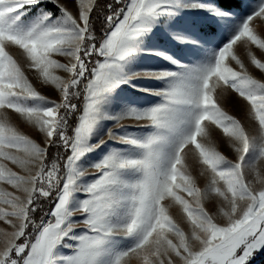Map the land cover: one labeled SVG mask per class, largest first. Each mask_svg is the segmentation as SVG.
I'll list each match as a JSON object with an SVG mask.
<instances>
[{
	"label": "snow or ice",
	"instance_id": "obj_1",
	"mask_svg": "<svg viewBox=\"0 0 264 264\" xmlns=\"http://www.w3.org/2000/svg\"><path fill=\"white\" fill-rule=\"evenodd\" d=\"M0 222V264H264V0H0Z\"/></svg>",
	"mask_w": 264,
	"mask_h": 264
},
{
	"label": "rangeland",
	"instance_id": "obj_2",
	"mask_svg": "<svg viewBox=\"0 0 264 264\" xmlns=\"http://www.w3.org/2000/svg\"><path fill=\"white\" fill-rule=\"evenodd\" d=\"M67 2L69 4V6L71 7L72 0H67ZM250 2L252 4V6L254 7L256 4H258L259 0H250ZM250 26H254L256 31L261 30V26H260L258 21H253L252 25H250ZM234 47H238V45L234 46ZM239 54L242 56V58L244 55H246V53L243 51ZM253 74L257 78H260V73L258 71L254 72ZM34 83H35V81H34ZM40 90L45 95H48L52 99L58 98V94L48 86H44V87L40 88ZM220 103H221V106L230 115H234L237 119H240L241 122L244 123L246 125V127H248L250 130H252V131L255 130L254 122L248 118V108L246 106V102H244L237 94L230 92L222 101H220ZM17 123H18V126L21 127V130L25 134L30 135L33 139H37L38 142L40 141V137L36 134V132L33 129H31L27 125H24L22 122H17ZM217 133H219V130H217ZM220 150L223 151L224 154L227 155L229 158H233L234 153L231 151V149L226 144H220ZM189 163L192 166L193 175L197 177L198 185L201 188H204L208 183L207 174L201 176L200 175V171H201L200 166L196 162L192 161L191 159L189 160ZM14 170L18 171V169H14ZM4 187L8 188V190L11 191L10 186L5 185ZM205 207L211 213L215 214L218 207H219V203L216 199L207 200V201H205ZM170 214L173 216V218L178 223H180L181 227L185 228L186 231L188 230V225L186 224L184 214L182 212V209L178 205L170 208ZM217 219L219 222L223 223V221L219 217H217ZM4 226L5 225L2 222H0V227H4ZM77 231H79V229H77ZM132 264H136V262L133 261Z\"/></svg>",
	"mask_w": 264,
	"mask_h": 264
},
{
	"label": "trees",
	"instance_id": "obj_3",
	"mask_svg": "<svg viewBox=\"0 0 264 264\" xmlns=\"http://www.w3.org/2000/svg\"><path fill=\"white\" fill-rule=\"evenodd\" d=\"M98 2L101 3V4H105V3L112 2V0H98ZM49 7H52V6L50 5ZM96 28H97V32L99 34V31H100V24H99V22L96 23ZM52 151H55V150H52ZM41 204H42V208H43L44 211H50L51 208L54 206L52 203L49 202V200L41 201ZM41 216H43V212L40 209H38L36 211V213L33 214V219L37 223H39ZM44 219L47 220V219H49V217L44 216Z\"/></svg>",
	"mask_w": 264,
	"mask_h": 264
}]
</instances>
